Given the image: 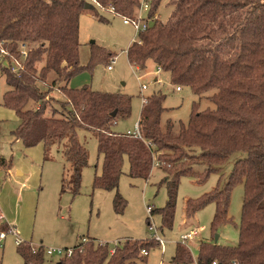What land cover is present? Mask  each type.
I'll return each mask as SVG.
<instances>
[{
    "label": "trees",
    "instance_id": "obj_1",
    "mask_svg": "<svg viewBox=\"0 0 264 264\" xmlns=\"http://www.w3.org/2000/svg\"><path fill=\"white\" fill-rule=\"evenodd\" d=\"M140 3L0 0V51L5 52L6 60L0 65V75H5L9 86L2 103L14 109L20 120L13 134L26 147L42 143L45 154L49 147H61L67 141L75 194L80 192L82 170L88 164V151L79 140L80 129L98 137V151L104 157L103 172L94 180L98 188H118L125 158L132 177L148 179L153 165H159L170 176L167 204L157 209L166 227L173 225L181 176L194 175L193 166L204 164L207 168L197 175L204 180L237 154L226 183L195 201L187 200L185 215L191 217L213 201L214 225L230 222L231 192L243 182L239 242L234 246L201 242L197 264H264V0H177L167 22L155 18L158 5L152 2V23L127 49L130 64L145 69L153 60L170 73L174 84L189 86L215 107L201 110L195 101L189 121L175 132L171 120L162 124L165 95H150L142 105L141 137H137L113 128L118 119L131 114V96L87 85L73 88L68 83L85 67L79 60L81 14L91 10L102 22L109 21L105 12L131 18ZM24 44L27 56L22 57ZM92 47L94 56L113 58L105 48L95 43ZM39 62H43L40 68ZM15 63L17 70L13 71ZM52 72L56 78L48 84ZM63 82L60 88L58 84ZM55 88L64 93L63 100L50 95ZM30 101L37 105L27 108ZM10 164L0 156V166ZM64 182L62 177L63 186ZM115 205L118 211L123 206L118 192ZM8 226L0 218V228ZM79 245L82 242L75 248ZM158 245L154 238L126 239L114 246L89 239L81 250L76 248L57 264H139L147 262L149 256L143 250L150 252ZM34 248L28 242L18 245L23 264H44V249ZM191 262V251L180 242L165 264Z\"/></svg>",
    "mask_w": 264,
    "mask_h": 264
},
{
    "label": "rangeland",
    "instance_id": "obj_2",
    "mask_svg": "<svg viewBox=\"0 0 264 264\" xmlns=\"http://www.w3.org/2000/svg\"><path fill=\"white\" fill-rule=\"evenodd\" d=\"M158 5L155 18L167 22L176 9L177 0H147ZM158 2V4H157ZM108 22H102L91 10H85L79 22V60L85 66L68 83L69 87L89 86L93 90L123 93L131 96V114L116 121L113 128L118 132L133 131L138 125L144 98L153 94L165 95L166 120L174 123L177 132L181 123L189 121L195 101L200 109L215 107V104L195 94L189 86L177 85L171 81L168 71L158 68L153 60L145 69L131 65L127 49L137 40L132 23L109 12L103 13ZM147 16L149 13H144ZM150 19L148 23H152ZM93 43L105 48L113 58L99 57L92 53ZM5 52L0 51V65L5 64ZM43 62L37 63L40 68ZM112 68L109 69L108 65ZM56 74L50 73L46 83L52 84ZM146 85L143 89L142 85ZM65 82L58 84L61 88ZM9 89L5 75H0V154L11 160L8 168L0 166V218L13 232L6 231L0 244V264H23L18 244L31 243L44 249V264H57L63 258L49 255L51 248H70L82 241L93 239L96 243L114 246L126 239L146 240L158 235L162 244L151 249L147 262L139 264L169 263L176 246L182 242L197 264L201 242H218L234 246L239 242L240 222L244 200V184L237 183L231 192L229 216L231 221L214 225L216 204L211 201L200 207L191 217H186L187 200H197L215 188L222 187L230 173L237 154L232 155L221 167L212 171L204 180L198 179L207 166L195 164L194 175L180 178L176 199L175 216L171 227L163 226L162 214L157 209L165 207L168 200L170 176L159 165L154 164L148 179L129 175V161L125 158L123 172L117 189L105 190L94 185L96 175L103 172L104 157L98 151V137L94 132L80 129L79 140L88 151V164L82 170L80 192L72 188V164L68 159L67 141L61 147L53 145L44 153L43 145L26 147L16 139L13 131L19 125L14 109L4 105L3 95ZM212 93V92H210ZM50 95L64 99V93L57 88ZM37 105L30 101L27 108ZM65 178V185L62 184ZM72 185V186H71ZM63 187V190H62ZM122 197V208L116 209L115 196ZM153 209L151 214L148 210ZM201 228L200 233L184 242L181 235L191 229Z\"/></svg>",
    "mask_w": 264,
    "mask_h": 264
},
{
    "label": "built area",
    "instance_id": "obj_3",
    "mask_svg": "<svg viewBox=\"0 0 264 264\" xmlns=\"http://www.w3.org/2000/svg\"><path fill=\"white\" fill-rule=\"evenodd\" d=\"M140 4H141L140 7L138 8V10L136 11V13L134 14L133 17L124 18V23H126V24L132 23L134 25L135 31H136V35H137V39L139 38V33L141 31H145L148 28V25H149L148 21L150 20L149 14L147 16H145L144 13H149V11L151 9V4L147 0H141ZM2 52H4V51H2ZM21 56L22 57L27 56V48H26L25 44L22 45ZM16 63L19 64V61H16ZM16 63L13 64V67H12L13 71L17 70V67H16L17 64ZM108 68L111 69L112 66L109 65ZM142 88L145 89L146 85L143 84ZM180 89L181 88L179 86H177V90H180ZM144 102H145V98L143 100V103ZM127 133L133 134V135H135L137 137H141V132H140V129H139V125H137L135 130H133V131L128 130ZM148 210H149V212H151L150 208H148ZM7 230L9 232H13V230L11 228H9V227L7 229H1L0 228V244H1V241L6 237V231ZM200 230H201V228L191 229L188 233H185V234L181 235V240L183 241V243L187 242L188 240L192 239L194 236H197L200 233ZM153 238L155 240L159 241V245L162 244V242H163L162 237H160L158 235H155V236H153ZM88 241H89V239L84 237L81 242L84 245ZM16 242L18 244H21L20 240H17ZM83 245L82 246L79 245L76 248L77 249L79 248L81 250ZM76 248H75V246L74 247H70V248H65V249H63V248H51V249L47 250V253L49 255H51V256L52 255H59V256L63 255V257H69V256H71L74 253ZM34 249H36V247ZM143 254L144 255H148L149 251L144 249L143 250ZM213 264H215V262Z\"/></svg>",
    "mask_w": 264,
    "mask_h": 264
},
{
    "label": "crops",
    "instance_id": "obj_4",
    "mask_svg": "<svg viewBox=\"0 0 264 264\" xmlns=\"http://www.w3.org/2000/svg\"><path fill=\"white\" fill-rule=\"evenodd\" d=\"M158 68H159V67H158ZM180 90H181V89H180ZM139 119H140V116H139ZM138 123H139V120H138ZM127 131H128V130H127ZM41 144H42V143H41ZM42 145H43V144H42ZM43 147H44V146H43ZM43 150H44V148H43ZM44 153H45V151H44ZM0 156L3 157V155H1V154H0ZM5 160H6L7 162H9V161L11 162V160H7V159H5ZM10 166H11V164H10L8 167H10ZM2 167L8 168L7 166H2ZM0 216H1V215H0ZM195 229H196V228H195ZM193 239H194V238H193ZM79 243H80V242H79ZM79 243H78V244H79ZM76 245H77V244H76Z\"/></svg>",
    "mask_w": 264,
    "mask_h": 264
},
{
    "label": "water",
    "instance_id": "obj_5",
    "mask_svg": "<svg viewBox=\"0 0 264 264\" xmlns=\"http://www.w3.org/2000/svg\"><path fill=\"white\" fill-rule=\"evenodd\" d=\"M115 115V112L113 113ZM215 242H218V235L215 237Z\"/></svg>",
    "mask_w": 264,
    "mask_h": 264
}]
</instances>
